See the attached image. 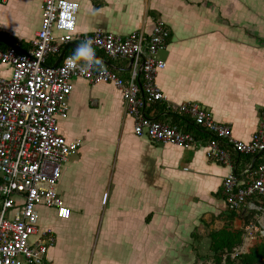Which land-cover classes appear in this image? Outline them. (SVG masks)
<instances>
[{"label":"crops","instance_id":"1","mask_svg":"<svg viewBox=\"0 0 264 264\" xmlns=\"http://www.w3.org/2000/svg\"><path fill=\"white\" fill-rule=\"evenodd\" d=\"M70 1L79 5L76 32L82 35L102 30L149 37L157 20L166 23L170 37L158 54L166 67L156 81L168 100L147 106L149 118L176 124L175 107L197 103L216 122L230 125L235 139L251 140L264 113V0ZM42 4L0 0V35L29 52L41 26ZM75 48L63 46V59ZM95 52L101 63L129 79L130 60ZM59 57L51 56L54 64ZM0 75L10 77L11 68L0 65ZM72 83L69 111L58 118L59 131L67 140L83 143L63 165L58 186L71 216L59 218L54 209L38 207L39 230L51 229L56 239L44 264H200L195 236L209 244L208 234L226 224L233 230L249 222L264 226L260 197L250 199L258 209L248 203L241 217L228 220L223 182L230 168L209 159L207 147L185 149L139 137L120 90L84 78ZM180 115V127L194 125L190 116ZM226 147L240 183L246 184L264 164V152L240 155ZM101 214L102 246L92 258L91 242L83 239L94 232ZM77 224L85 235L81 241L69 240L66 232Z\"/></svg>","mask_w":264,"mask_h":264},{"label":"built area","instance_id":"2","mask_svg":"<svg viewBox=\"0 0 264 264\" xmlns=\"http://www.w3.org/2000/svg\"><path fill=\"white\" fill-rule=\"evenodd\" d=\"M78 10L79 5L70 0H43V18L31 50L0 47V65L11 68L10 77L0 75V264H44L56 239L51 229L39 230V206L54 209L59 218L71 216L58 186L63 165L79 152L83 141L63 137L58 118L68 114L74 78L91 84L110 83L120 90L126 113L135 118L137 136L185 149L207 147L209 159L230 168L223 182L228 209L238 212L248 203L258 209L250 199H264V164L241 184L226 146L236 154L264 152V113L248 142L235 139L230 125L216 122L197 103H183L174 110L192 118L194 126L207 135L203 140L178 124L149 118L147 106L168 100L156 81L166 67L158 57L170 37L166 23L157 20L149 37L143 32L122 37L102 30L82 35L76 32ZM89 38L94 48L108 57L130 60L128 80L105 63L87 68L67 57L57 67L47 65L50 56L60 54L63 46ZM11 212L13 217L8 216ZM244 230L243 244L224 254L222 264H227L228 255L235 260L249 252L250 242L264 239L260 224L249 222ZM38 233L40 237L32 243L31 237Z\"/></svg>","mask_w":264,"mask_h":264},{"label":"trees","instance_id":"3","mask_svg":"<svg viewBox=\"0 0 264 264\" xmlns=\"http://www.w3.org/2000/svg\"><path fill=\"white\" fill-rule=\"evenodd\" d=\"M5 47L7 46L2 44V48ZM51 56L47 61V65L53 66L54 60L51 59ZM174 122L176 124L181 123L180 114L175 115ZM187 130L195 132L199 138L207 137V135L202 130L195 127L194 125L188 126ZM255 155L256 154H254L253 156ZM258 164L255 162L254 168ZM252 199L254 198H251V200ZM237 217H241V210L237 212L236 210L227 209V218L229 221H233ZM244 235H245L244 227L241 230H233L230 224H226L219 231L210 232L208 234V239H209L208 254H207L208 257L200 258L199 263L222 264L224 254H230L234 248L243 244L245 237ZM194 239L198 240L199 242V240L201 241L204 238L202 236H195ZM226 263L227 264H264V239L255 247L251 248L249 252L239 255L235 260H232L228 255Z\"/></svg>","mask_w":264,"mask_h":264},{"label":"rangeland","instance_id":"4","mask_svg":"<svg viewBox=\"0 0 264 264\" xmlns=\"http://www.w3.org/2000/svg\"><path fill=\"white\" fill-rule=\"evenodd\" d=\"M101 212H103V210H101ZM99 212V213H101ZM253 221V220H252ZM102 225H103V216L101 214V216L98 218V222H97V226L94 230V232L92 234L88 233L86 235V237L83 239L85 241H90L91 242V257L93 258V254L95 253L96 250L101 248V242L103 239V230H102ZM50 228V227H49ZM68 234V239L72 240V238L75 241H81V239L83 238V236L85 235V231H83L77 224V226H75V230L72 231H68L66 232ZM261 240L258 241H254V242H250V249L255 247L257 244L260 243ZM197 243V250H196V254L198 256V258H206L208 257V243L205 242V240H196ZM92 258H91V262H92Z\"/></svg>","mask_w":264,"mask_h":264},{"label":"clouds","instance_id":"5","mask_svg":"<svg viewBox=\"0 0 264 264\" xmlns=\"http://www.w3.org/2000/svg\"><path fill=\"white\" fill-rule=\"evenodd\" d=\"M69 60H75L81 67L96 68L100 65L93 46V41L89 38L82 40L76 45L75 51Z\"/></svg>","mask_w":264,"mask_h":264},{"label":"water","instance_id":"6","mask_svg":"<svg viewBox=\"0 0 264 264\" xmlns=\"http://www.w3.org/2000/svg\"><path fill=\"white\" fill-rule=\"evenodd\" d=\"M0 40L8 47H16L17 49L21 50L16 44L8 42L7 40H5L1 35H0ZM69 45L71 46H76L74 43H69ZM22 51V50H21ZM64 56V51H61L60 53V57L58 59V61L53 65V67H57L58 64L61 62V60L63 59Z\"/></svg>","mask_w":264,"mask_h":264}]
</instances>
